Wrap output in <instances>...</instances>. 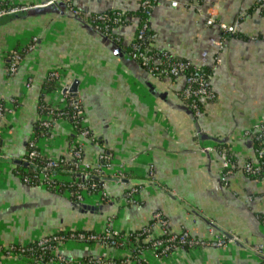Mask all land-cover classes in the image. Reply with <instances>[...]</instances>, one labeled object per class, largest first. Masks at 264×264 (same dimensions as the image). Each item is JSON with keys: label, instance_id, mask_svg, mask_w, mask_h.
Listing matches in <instances>:
<instances>
[{"label": "crops", "instance_id": "0c3cea01", "mask_svg": "<svg viewBox=\"0 0 264 264\" xmlns=\"http://www.w3.org/2000/svg\"><path fill=\"white\" fill-rule=\"evenodd\" d=\"M0 1L40 7L45 0ZM214 2L158 0L150 16L155 49L209 71L216 98L196 122L168 102L181 103L177 93L184 86V77L154 76L145 69L147 75L131 67L99 35L91 34L72 17L46 11L0 22V102L9 109L2 122L4 155L17 160L26 154L40 103L57 102L58 92L43 93L48 73L57 69V87L67 79L80 80L78 97L85 124L96 141L80 138L72 122L61 118L44 144L46 153L68 158L72 143L77 141L83 143L87 161L95 163L105 151L117 164H123L127 173L122 182L107 180L108 201L98 203L105 209L90 213L75 209L66 191L24 183L16 170L24 165L0 161L1 250L26 246L63 231H99L106 225L125 232L140 230L152 222L155 213L166 220L169 232L185 230L193 238L209 240L211 230L216 231L193 210L245 243L264 247V180L242 169L246 161L256 158L252 135L246 132L264 124V11L257 0H219L217 7L211 8L216 19L208 24L203 13ZM139 3L73 0L71 6L88 22L91 15L108 10L135 11ZM235 21L236 33L225 37L218 22ZM137 25L132 17L115 28L117 39L109 37L130 53ZM34 37L35 48L27 50ZM13 50L24 53L18 73L10 76L8 54ZM145 76L159 92L166 93V99L149 91ZM197 128L224 142H200ZM214 144L225 145L234 155L235 168L225 181ZM200 145L214 150L203 152ZM138 184L141 187L128 199L132 186ZM162 231L161 225L155 224L151 236L158 237ZM105 252L101 243L71 240L57 245L51 261L0 252V264H89ZM125 255L127 251L119 255L111 252L98 264H119L115 258ZM147 259L149 264H264V259L233 243L223 248L177 247L165 261L147 251Z\"/></svg>", "mask_w": 264, "mask_h": 264}, {"label": "built area", "instance_id": "2783aa9c", "mask_svg": "<svg viewBox=\"0 0 264 264\" xmlns=\"http://www.w3.org/2000/svg\"><path fill=\"white\" fill-rule=\"evenodd\" d=\"M67 3L70 8L73 0H62ZM215 2L207 8L203 15L206 18L208 24L212 23L216 19L214 11L217 7ZM158 0H142L146 14V19L140 29L137 37V41L133 44L130 54L143 66L148 68L149 72L154 76H167L169 78L184 77V86L177 93L179 101L192 110L194 116L198 118L201 116L203 109L212 101L215 100L216 95L210 88L209 79L203 72L198 70L188 61L169 59L171 56L168 52L163 51L162 54H154L150 51V48L143 43V40L147 38V30L149 27L148 19L150 18L153 9L157 5ZM258 7L264 11V0H257ZM31 8H37L35 6L8 4L0 5V17L14 14L20 11H24ZM78 14V11H73ZM81 16V15H80ZM117 21V17L112 18L107 14L91 15L88 23L94 25L95 28L101 29L99 21L105 22L104 29L108 30L107 21ZM220 30L225 37L236 33L238 22L235 21L232 24H225L218 22ZM224 40V39H223ZM37 37H34L31 43L27 46V50L35 48ZM221 44V43H220ZM23 51L13 50L8 54V66L7 73L10 76H14L18 73L20 65L23 60ZM195 70H190L192 67ZM48 78L56 83L59 82L60 73L57 69H54L48 73ZM75 80V79H74ZM74 80L67 79L60 83L57 87L58 92L57 102L48 104L50 101H43L39 105V118L36 122V130L34 135L28 142L26 154L22 157V161L26 163V166L38 167L40 185L42 183L55 184L58 187L64 186L69 197L74 202H83L90 204H98L108 201V193L106 191L107 180L115 179V181L122 182L126 178V171L123 164L119 165L112 160L111 156L102 151L98 158V161L92 163L84 158V146L83 143L73 142L69 151L68 158H58L49 156L45 150V142L51 136L55 123L61 119H69L75 130L76 135L82 139H92L96 141L90 128L85 124L84 111L82 103L78 95H74L70 92L71 85ZM69 95H72L70 98ZM65 107H61V103H65ZM11 102L15 103L16 100L11 99ZM9 111L4 101L0 102V157L8 158L2 151L3 143V130L2 122L5 120L7 112ZM263 129V125H260L254 131H247L246 134L252 135L254 140L259 141L261 147L255 149V161H246L242 167L243 171L248 175H261L264 180V141L263 134L259 133ZM203 152H210L214 150L212 146L203 145L200 147ZM218 156L220 157V169L221 179L225 181L229 175L232 174L234 165V155L229 149L221 148L217 149ZM23 165V164H22ZM25 166V165H24ZM59 176V180L55 179ZM141 184L132 186V189L127 194L130 199L134 193H136ZM159 224L162 227V234L158 237H152L153 226ZM167 222L160 213H155L152 218V222L147 225L141 234H147L148 237H152V246L159 249V255L155 254L151 249L140 250L134 258L129 260H121L119 264H128L130 261L136 264H149L147 259V251H152L153 254L159 256L162 261H165L170 252L177 247H185L189 249L203 248L207 246H214L217 248H223L228 243H232L226 239L224 235L211 230L212 238L209 240H201L191 237L185 230L180 232H169L166 228ZM233 236L240 241L244 249L249 253H252L259 259H264V247L262 245H255L251 243H245L237 236ZM130 235L123 233L120 229L115 228L112 225H106L102 230H94V232L74 230L71 232L56 233L50 236L40 238L37 241V247L28 246H16L4 249L7 255L17 253L21 256H27L31 259H37L42 261V256L37 255L38 249H48L52 247V243L60 245L63 242L75 240L83 243H101L105 246L107 252L99 258L98 261H91L89 264L103 263V260L109 257V254L116 253L119 255L122 251V247L129 244ZM57 246H55L56 248ZM53 248V249H55ZM2 254L4 252L0 251ZM127 256H131V250H127ZM122 258V257H121Z\"/></svg>", "mask_w": 264, "mask_h": 264}, {"label": "trees", "instance_id": "16d2710c", "mask_svg": "<svg viewBox=\"0 0 264 264\" xmlns=\"http://www.w3.org/2000/svg\"><path fill=\"white\" fill-rule=\"evenodd\" d=\"M140 3H139V7L135 10V11H122V10H108L106 12H102V13H99V14H93V15H100V14H107L108 16L112 17V18H115L117 17V21H107L109 24H108V30L104 29L103 26H105V22L103 21H99V23L101 24V29H99L101 32H103L104 34L112 37L113 39H117L116 37V34L114 32L115 28H117L118 26H120L121 24H127L129 21H130V18L132 17H135L138 21V25H137V31H136V36L131 44V47L129 50V52H131L132 50V47H133V44L137 41V37H138V33L140 31V29L142 28V25L145 21V19L147 18L146 17V14L144 12V9H143V6L141 5V1L142 0H139ZM0 5H8L7 2H1L0 1ZM21 5V4H20ZM70 9L71 11H78L76 9L75 6H70ZM79 15L82 16L83 13L81 12H78ZM148 24H149V27H148V30H147V38L145 40H143V43H145L146 46H148L150 48V51L154 54H162L163 51H158L157 49L154 48L152 42H153V37H152V32H151V25H150V18L148 19ZM94 26V25H93ZM171 60L173 59H176V60H181V59H178V58H174L172 56H169ZM183 61H186V60H183ZM191 69L190 70H195L193 69L194 67L191 65ZM145 69L148 70V68L144 67ZM198 69V68H197ZM149 71V70H148ZM195 71H199V72H203L206 77H209V71L207 69H198V70H195ZM58 88L56 86V82L55 81H52L48 78L47 76V79L45 80L44 82V85H43V93H48V92H54V91H57ZM70 98L72 97V95H69ZM45 101V100H43ZM48 104H52L51 102H49ZM61 107H65L66 105V101L65 103H61L60 104ZM263 125V129L259 131V133H264V124ZM254 137H252V140H253V148L254 150L257 149V148H260L261 145L259 143V141L257 140H254L253 139ZM28 144V143H27ZM216 146L217 149H221V148H226L225 145H222V144H214V147ZM234 161V159H233ZM250 161V160H249ZM17 174L21 177L22 181L26 184H29V185H40V181L38 179L39 177V174H40V171H39V168L38 167H34V166H18L17 167ZM250 176H253V175H250ZM253 177H260L262 178L261 175H257V176H253ZM55 179L58 181L59 180V176H56ZM43 186H45L48 190H51L53 192H64L66 191L65 187L64 186H61V187H58L56 186L55 184H48V183H42ZM145 228V227H144ZM140 229V230H135V231H130V232H125V231H122L123 233L125 234H128L130 235V242L129 244L125 245L124 247H122V250L123 251H127V250H131V256H123L122 258L120 259H116L115 258V261L116 262H120L121 260H129V259H132L134 258V256L139 253L140 250H145V249H151L153 250V252L157 255H159V249L158 248H155L152 246L151 242L153 240L152 237H148L149 235L147 234H141L143 232V229ZM80 230H83V231H89V232H94V230H85V229H80ZM64 232H71V231H63V232H59V233H64ZM26 246L28 247H37V241H33V242H30L29 244H27ZM55 246H57L56 243H52V247L51 248H48V249H38L37 250V255L38 256H42L44 259H42L43 262H48V261H51L53 259V248H55ZM1 250V249H0ZM2 251H5V250H2Z\"/></svg>", "mask_w": 264, "mask_h": 264}, {"label": "water", "instance_id": "95a60500", "mask_svg": "<svg viewBox=\"0 0 264 264\" xmlns=\"http://www.w3.org/2000/svg\"><path fill=\"white\" fill-rule=\"evenodd\" d=\"M46 11L47 12L53 11V12L59 13V14L64 15V16L72 17L73 19L78 21L82 25V27L87 29L91 34L99 35L101 37V39L103 40V42L105 44H107L108 46H110V48L114 50V53L116 55L120 56L123 59V61L129 63L131 65V67L139 68L141 71H143L144 73H146L148 75L145 68L130 53H128L127 51L122 49L108 35L104 34L99 29L95 28L93 25H91L90 23L85 21L80 15L71 11V9L68 7L67 3L62 1V0H45L43 2L42 6H40V7L31 8V9H27L24 11H20L18 13L8 14L5 16H2V17H0V22H8L12 19H16V18L22 17V16H37L39 13H44ZM79 84H80V80L75 79L71 85L70 92H72L74 95H78ZM144 84L149 88V91L151 93H153L157 97L166 99V93L165 92H159L156 88V85L148 78V76H145ZM168 102L170 103V105L172 107L177 108V109L182 110L185 113H187L193 119V121L196 122V117L194 116L192 110L189 109L187 106H185L182 103H177V102H173V101H169V100H168ZM196 131H197V135H198L200 142H202L204 140H211L215 143H223L224 142V140H222L220 138L210 136V135H206V134L202 133L198 128L196 129ZM202 146L203 145H200V147H202ZM0 161L1 162H7L10 164H15L17 166L21 165V164H23L25 166L27 165L26 163H24L22 161V159L13 160L11 158L0 157ZM113 180H115V179H113ZM111 204H112V202H111ZM72 206L80 212H90V213H99L105 209V205H102V204H90V203L74 202V201H72ZM192 212L195 213L200 219H202L209 227L213 228L216 232L224 235V237L226 239L230 240L233 244H235L238 247H244L243 244L240 241H238L233 236L232 233H230L229 231H227L225 229H222L220 226H218L214 222L210 221L205 216L198 214L196 211L193 210ZM257 233H258V235H260V233L258 231H257Z\"/></svg>", "mask_w": 264, "mask_h": 264}]
</instances>
